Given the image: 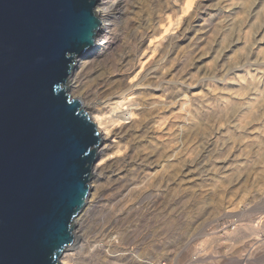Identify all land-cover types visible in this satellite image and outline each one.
I'll use <instances>...</instances> for the list:
<instances>
[{"label": "bare ground", "instance_id": "obj_1", "mask_svg": "<svg viewBox=\"0 0 264 264\" xmlns=\"http://www.w3.org/2000/svg\"><path fill=\"white\" fill-rule=\"evenodd\" d=\"M260 1L98 0L102 25L94 46L77 56L68 83L102 142L90 196L75 220L74 244L63 252L61 264L168 261L172 249L167 251L166 237L157 234L153 251L139 257L134 248L149 236L140 239L137 225L160 233L171 215L181 226L188 191L203 195L216 181L233 186L251 177L264 181V0L261 23V13H247ZM254 17V25L259 24L254 34L236 28L249 27ZM237 45L238 53H232ZM211 57L210 74L244 73L233 82L236 88L195 91L198 77L191 71ZM97 101L101 104L93 107ZM196 114L216 122L210 131L202 128L203 134L199 129L184 135ZM186 141L196 146L186 147ZM253 183L244 188V197L263 193L264 200V187L253 190ZM234 210V203L226 207V212ZM261 240L254 236L246 242L238 264L242 256L248 261L264 249Z\"/></svg>", "mask_w": 264, "mask_h": 264}, {"label": "water", "instance_id": "obj_2", "mask_svg": "<svg viewBox=\"0 0 264 264\" xmlns=\"http://www.w3.org/2000/svg\"><path fill=\"white\" fill-rule=\"evenodd\" d=\"M98 0H0V264H61L102 142L69 92Z\"/></svg>", "mask_w": 264, "mask_h": 264}, {"label": "rangeland", "instance_id": "obj_3", "mask_svg": "<svg viewBox=\"0 0 264 264\" xmlns=\"http://www.w3.org/2000/svg\"><path fill=\"white\" fill-rule=\"evenodd\" d=\"M256 1L258 2L259 0ZM261 1L259 2L260 4L256 3L258 5L257 7L256 4H254L253 2L251 6L248 8L249 10L246 9L248 10L247 11L248 14H251L250 12L257 13L258 11L259 13L258 15L257 14L256 15L258 17L262 15L261 19L259 18L258 19L259 21L257 23L259 22L261 23L263 19L262 18L263 14L261 10L263 8L262 7L263 1L262 2ZM194 7H195V2H193L192 5L188 6L186 17L190 15ZM257 8L258 9L260 8V10H258ZM254 20H256L255 17L250 21L249 27L248 26L244 27L245 25L241 23V26L239 25L236 28L241 30V33L243 34L247 30L252 31V34H254L255 31L257 30V25H259L257 23L254 25L255 23ZM238 24H240V22ZM251 25L253 27H251ZM252 37H254L255 39H253ZM253 41H256V35H251V43H255ZM185 43H188V41ZM262 45L264 46V44ZM188 47L189 45L187 46V48ZM237 47L239 48V45L235 46L232 49L233 51L231 52L232 53L236 52L237 54L238 53ZM231 52L229 54H232ZM207 60L209 61V63H212V61H214L212 57L208 58L206 59V61H204V63L198 64L199 67V68L197 67L198 70L195 69V71L194 70L191 71L190 75L196 73L198 77V80L196 81V85H195L196 92H200V91L208 92L207 90L210 87L215 88V90H222L224 88L234 89V87L235 88L237 87V85L234 84L235 80L237 79V75L238 76L241 75L240 77H238L239 79H241L244 73H240L236 75L226 71L224 74V71L221 72V70H218L217 72H215L216 74L213 73L210 74L206 69L208 63ZM198 74L200 75V78ZM187 91L188 93H190V88L187 87ZM99 104H101V101L94 102L92 106L95 107L98 106ZM195 116L196 117H194V119L190 123L186 124L184 131L186 134L184 135H188V132L193 133L191 132L192 130L200 129L201 132L202 128H203L202 130L206 129L204 131L211 130L212 128L211 125H213L215 121L214 119L212 118H209L207 120L205 118L203 119V117H201L200 114H196ZM206 121L208 122L207 124ZM224 123L227 124L228 120H225ZM204 131H202L201 133L203 134ZM193 143L194 142L192 141L191 142L186 141L185 145L186 147H192L193 145L194 148L196 145H194ZM247 181L242 180L241 182L237 183L236 186H233L232 185L233 183L231 184V182L225 184V183H221V181H216L214 182L213 185H208L205 187L206 192L201 193L203 195H200L199 192L191 195V192L188 191V193H190V196L186 198V203L183 209L184 225L181 224L180 226V224H177L178 222L171 215L170 216L168 215L165 231L163 228V230H160L161 231L160 233L155 232L153 227L152 228L149 227L150 229L149 230L147 224L144 226L143 224L137 225L136 229L138 230V236L140 239L144 238L147 235L149 236V239H146V241L143 243L144 246L142 245L141 247L134 248L135 250L138 251L139 257L141 259H145L147 257V252L149 253L153 251L152 240L154 239L157 240V237L159 239L160 237L165 236L166 244H167L166 250L167 251L171 249L173 250V251L171 250V252L173 253L172 259L165 261L167 264H238L239 259L237 257H239V255L245 254L244 249L248 248L247 243L250 238L255 236L256 239L258 238L262 239L261 241L264 242L263 193L260 195H254L250 199L248 198L246 199L244 196L247 195L246 193H244V191L248 190L247 187H252L251 186L252 183L255 182L256 180L254 181V179L251 177L248 178ZM249 181H251L250 182L251 184L249 183ZM263 187H264V181L261 182L256 181L255 183H253V190H258L259 188H262L263 190ZM196 188L198 187L196 186ZM244 188L247 189L244 190ZM192 192H196V189H194V191ZM233 203L235 204V208L238 210H234L233 212L230 213L226 212V207ZM204 205L207 206H205L204 208L203 207ZM141 228L143 229V231ZM155 234H157L156 235L157 237L155 236ZM261 245L263 246V243ZM167 246L169 249L167 248ZM261 248L262 250L260 248L258 250L264 251L263 247ZM144 249L145 251L143 252ZM258 250L256 252V255L253 256L248 261L246 256H244V258L242 256L241 259H243V264H264V252L261 251L259 252ZM190 251L194 252L193 255L190 254ZM99 261L102 262V260ZM165 262L164 261H162L161 263L155 262V264H166Z\"/></svg>", "mask_w": 264, "mask_h": 264}]
</instances>
